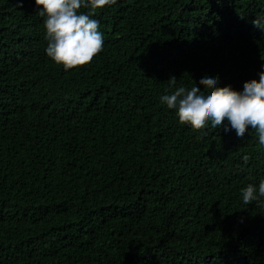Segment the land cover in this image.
I'll list each match as a JSON object with an SVG mask.
<instances>
[{"label":"trees","instance_id":"16d2710c","mask_svg":"<svg viewBox=\"0 0 264 264\" xmlns=\"http://www.w3.org/2000/svg\"><path fill=\"white\" fill-rule=\"evenodd\" d=\"M40 10L0 0V264H264V197L241 193L264 179L256 131L160 103L259 80L264 0H116L92 16L102 51L67 71Z\"/></svg>","mask_w":264,"mask_h":264},{"label":"clouds","instance_id":"9594fccd","mask_svg":"<svg viewBox=\"0 0 264 264\" xmlns=\"http://www.w3.org/2000/svg\"><path fill=\"white\" fill-rule=\"evenodd\" d=\"M115 3L116 0H35L41 9L38 15L45 17L47 56L66 71L90 63L104 45L103 33L98 30L99 21L92 16L95 10ZM262 21L264 17H258L252 23L264 29ZM258 75L259 80L246 81L242 91L234 90L231 85L220 87L218 77L205 75L199 81L203 91L195 84L190 89L180 86L162 95L160 103L175 109L179 122L194 130L204 129L206 123L211 122L213 129L234 130L238 137H243L251 128L258 135V143L264 146V71ZM168 82L171 88L176 78L171 77ZM249 159L247 155L243 157L245 163ZM241 193L246 205L264 197V179L259 181L258 188L248 184Z\"/></svg>","mask_w":264,"mask_h":264}]
</instances>
